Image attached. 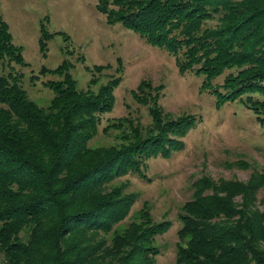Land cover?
<instances>
[{
    "label": "trees",
    "instance_id": "obj_1",
    "mask_svg": "<svg viewBox=\"0 0 264 264\" xmlns=\"http://www.w3.org/2000/svg\"><path fill=\"white\" fill-rule=\"evenodd\" d=\"M259 3L264 0H99L96 9L107 23H120L173 55L181 74L202 75L201 88L217 104L238 100L264 125V6ZM42 27L43 56L49 38L60 34L69 42L66 34ZM61 49L64 57L56 67L38 71L58 77L43 82L53 96L40 106L28 98L23 74L12 65L28 63L0 15V254L5 264H154L156 236L171 221H154L143 207L138 222L115 229L136 194L112 181L141 173L146 160L181 149L179 137L196 119L164 113L162 86L143 79L131 94L147 108L150 123L111 118L104 130L117 131L118 142L93 147L89 140L101 115L113 109L120 75L98 83L92 74L89 84L98 87L81 89L71 71L73 50L68 43ZM225 71L222 83H214ZM192 188L178 215L174 264H264V210L256 205L264 169L244 182L204 175Z\"/></svg>",
    "mask_w": 264,
    "mask_h": 264
},
{
    "label": "rangeland",
    "instance_id": "obj_2",
    "mask_svg": "<svg viewBox=\"0 0 264 264\" xmlns=\"http://www.w3.org/2000/svg\"><path fill=\"white\" fill-rule=\"evenodd\" d=\"M98 1L0 0V15L28 63L24 67L12 65L23 74L21 83L28 98L40 106H46L53 96L43 82L58 77L39 75L38 71L42 66L54 68L61 62L65 43L73 50L69 59L79 88L91 85L92 74L98 83L120 75L113 109L101 115L98 130L89 140L93 147L118 142L117 131L104 130L111 118L130 116L143 126L150 123L147 108L135 102L131 94L143 79L151 80L153 86H162L159 104L164 113L195 117V124L179 137L181 149L167 157H152L141 166V173L130 172L112 181V185L122 184L124 192L136 194L129 213L115 229L126 228L132 220L138 222L137 212L143 207L154 221L170 220V228L156 236L159 254L154 264H174L177 231L181 226L178 215L183 203L191 198L192 183L204 175L214 180L244 182L254 170L264 169V125L238 100L217 104L216 97L201 88L203 76L192 71L181 74L175 57L165 49L151 45L120 23H107L106 16L96 9ZM41 25L49 34L55 31L66 34L70 43L63 41L60 34L53 36L47 41V54L43 56L38 42ZM80 56L83 62L78 60ZM94 66L104 68L98 71ZM227 73L213 82L222 83ZM90 87L95 90L98 84ZM236 161L248 165L238 167L232 164ZM256 205L264 210V188L257 194ZM0 264H5L1 254Z\"/></svg>",
    "mask_w": 264,
    "mask_h": 264
}]
</instances>
